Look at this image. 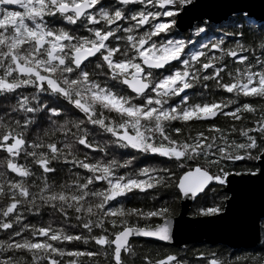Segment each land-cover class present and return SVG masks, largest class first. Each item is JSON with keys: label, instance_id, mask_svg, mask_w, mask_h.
Segmentation results:
<instances>
[{"label": "trees", "instance_id": "obj_1", "mask_svg": "<svg viewBox=\"0 0 264 264\" xmlns=\"http://www.w3.org/2000/svg\"><path fill=\"white\" fill-rule=\"evenodd\" d=\"M25 2L24 5L16 4L18 7L0 2V54H3L0 55V83L5 82L12 85L13 81H33L32 84L17 83L11 89L0 86V141L6 135L13 137L10 143H0V224L13 226L8 231H0V240L8 241L16 238L32 242L33 236L36 235L38 237L36 243L39 247L10 249L0 252V257H11V260L16 261V264H49V257H54L59 264H111L113 240L126 227L119 223L121 219H128V227H131L134 222L136 227H153L164 218L170 217L167 215V211L177 215L181 198L177 183L180 175L186 170L199 165V168H207L212 174H215L220 167L228 170H231L232 167L237 170L257 168L254 158L260 148H264V139H261L264 137V131L252 132L248 130L255 128L257 122L264 121V91H261L264 89V44L258 46L259 41L264 38V28H257L246 21L242 22L241 18L237 16L236 23L238 25L244 23V35L239 37V47H237L235 36L229 38L222 36L224 32L234 31L233 16L218 26L213 24V37L220 36L222 40L220 51L214 53L211 52L210 47H199L197 41L204 44H209V41L204 37L194 35L193 30L185 31L186 35H182L184 32L176 31L177 39H187L186 51L182 57L177 52L178 59L167 64L163 71H153V85L165 73L178 69L188 77L186 81H183L188 85L183 93L186 101L178 99L176 95L153 98L163 100L165 108L173 106L182 112L187 107L194 114L186 119L176 116L166 120L162 119L159 121V131L156 129L157 120L155 118L141 117L138 121V128L143 135L144 146L136 149L127 146V142L120 136L126 130L137 137V131L133 129L128 114L113 108L106 101L103 103L109 107L101 108V100L97 99L91 119H100L103 116L104 124L123 121H127V123L123 128H117V135L113 136L111 132L103 131L100 125L85 120L81 127L88 129L89 134L85 137L87 141L110 142L106 144L104 151L98 147H86L84 144L76 145L79 151H76L75 148L69 151L62 149V145L71 139L72 133L78 131L73 126L74 121L83 119L85 116L83 109L71 103L77 97L66 98L58 92L50 90V85L47 82L44 87L38 89L37 85H40V81L36 75L20 73L16 69V64L35 68L41 74L47 75L44 66H36L35 61L41 58L47 60V53L44 49H49V41L53 40L55 36L51 38L48 35L40 36V29L36 28V24H41L44 33H58L60 30H64L70 33L73 38L89 36L90 33L86 31L89 28L109 29V24L100 15L96 16V19L100 21L99 25L92 24L85 17H79L75 22L65 20L64 15L58 11L54 10L52 13L47 11L49 7L54 8L55 4L50 3L49 0H46L45 4L40 0ZM155 4L156 1L153 0L151 12L150 10L143 11L149 14L158 12L159 9L155 7ZM43 5L46 8L37 14L36 9ZM104 7L106 9L123 7L125 20L118 21L111 26L115 30L112 44L117 45L121 50L117 59H121L126 53L124 58L135 61L129 38L138 39L141 31H148V26L139 29L138 24L128 18L134 9L127 5L121 6L115 0H104ZM135 8L139 7L135 6ZM151 23L152 20H149V25ZM200 24L195 23L193 28ZM125 26L129 29L127 32L123 30ZM29 32H31V37H29ZM38 38L42 41L39 46L36 42ZM167 38L171 39L172 34H163L160 37L161 40ZM75 43H77L76 39L64 40L63 50L58 54L64 55L67 59L72 53L69 44ZM153 43L157 45L156 51H159V43L155 38H153ZM10 46L11 52L8 51ZM88 46L85 45V47ZM180 47L183 48L185 45L182 44ZM196 49L201 52V55L194 59L192 52ZM236 51H239L244 57L240 62L231 56V53ZM18 53H23V56ZM24 57H28V59L25 60ZM208 64H211V67H205ZM182 65L185 66L182 68ZM84 67L92 74L91 79L97 81L101 87L107 90L111 89L116 99L123 95L118 75H113L105 61L101 60L99 56L89 59ZM218 69H220L219 75L216 74ZM58 75L64 77L61 71H58ZM54 79L62 81L57 78L56 73ZM249 79H252L251 85L256 86L253 89H248L243 85ZM258 79L260 81L262 79V82H259ZM225 84L230 86V90L224 89L222 85ZM45 89L47 90L45 91ZM150 95L147 93L137 99L126 92V97L131 98L127 101V105L144 106L147 103L145 97H152ZM80 103H84L82 98ZM243 105H250L251 110H245ZM45 106L59 108L61 114L59 116L49 115ZM205 106L218 108L219 113L212 120H200V112L206 108ZM159 107V104L153 105V108ZM237 109L240 111L236 112ZM228 112H235V115L226 114ZM64 120L68 121L65 125L68 131H59L60 123ZM53 129L57 130L53 133ZM177 129L180 131L177 132ZM46 132L49 134L45 135ZM198 134H202V137ZM252 136L256 138L255 142L259 146L255 150L249 147ZM200 138L203 139V144L197 143L200 155H196L190 149L185 150L186 155L183 160L165 154L173 149L179 151L182 144L190 145L196 143ZM14 140H19V143L9 149V145H12ZM53 140L56 143L52 144ZM117 140L125 147L118 146L115 143ZM44 141L48 143L45 144ZM49 145L53 147L50 148ZM149 145L160 148L162 151L153 152L149 150ZM222 148L226 157L250 155L253 159H242L233 165L226 162L222 164L209 163L213 154L217 156L221 154ZM72 152H76V158H84L83 162L89 165H95L97 161L107 164L114 158L119 163L111 168V175L99 181L93 180L84 189H81L79 184L84 183V177L92 176L93 172L95 175H101V173L99 169L84 168L76 163ZM205 152L207 157L204 155ZM41 153H45L46 157L55 154L56 157L63 156L64 158L41 160L39 159ZM126 159L130 160V163L124 164L123 161ZM204 162H208L207 166ZM10 167L15 175L9 172ZM141 168H147L148 171L141 173L138 171ZM161 176L165 178L163 182L159 180ZM108 180L121 187L128 184L130 180L143 182L146 186L143 188L133 187L109 198L104 204L106 211L102 212L104 219L101 220L93 213L85 212L84 209L88 207V204L101 199L94 197L92 193L97 188L107 186ZM72 181H78V183H72ZM17 182H20L22 187H17L13 193L10 186ZM43 183L50 185L46 192L54 188L65 193L64 200H57L55 196L48 197L53 201L51 204L44 203L39 197L33 200V196ZM62 184H67V187L61 189ZM222 188L223 186L218 184L206 187L204 192L190 204L188 214L191 216L201 215L197 212L199 208H207L217 203L222 210L224 204L221 198L227 197ZM24 192L27 193L26 196ZM40 195L43 196L44 193ZM11 199H15L19 203V207L14 215L5 216L4 213L8 210V203ZM69 200L71 204L67 203ZM29 201L32 203L30 204ZM61 204H63V211H60L58 207ZM77 204L80 205L79 208L75 207ZM116 207H121L122 214L114 210ZM161 208L167 211L157 216L155 213ZM128 209H135L136 213H130ZM148 213H152V215L149 216ZM112 220L116 222L113 223ZM41 227L50 230L47 235L44 232L36 231ZM15 232H19L20 236L13 237ZM66 236L73 238L69 241L65 239ZM93 237H104L107 246L99 247L93 242ZM126 244L129 255L124 258L125 264H142L141 257L144 255L150 258L149 264H155V261L169 253L175 254L177 262L179 261L180 264H185V262L186 264H208L212 259L224 261L226 264V261L232 260L236 256L244 257L242 264H248L250 258L255 257L257 253L264 257V241L252 249H231L223 244L204 242H191L176 247L147 238H133ZM0 248L3 247L0 246ZM52 248L57 249V252L53 253ZM64 250H88L97 254L91 258L79 252L65 255L63 254ZM197 253L211 255L208 256V261H205L203 257H197Z\"/></svg>", "mask_w": 264, "mask_h": 264}, {"label": "snow or ice", "instance_id": "obj_2", "mask_svg": "<svg viewBox=\"0 0 264 264\" xmlns=\"http://www.w3.org/2000/svg\"><path fill=\"white\" fill-rule=\"evenodd\" d=\"M120 5H127L134 9L128 16L134 23L138 24L139 29H144V27L148 26V31H141L138 39H130L132 46V53L134 54L135 61L138 63H134L132 59H126L124 56L127 54H123L121 59H117V56L121 54V50L117 45L112 44V38L115 35V30L111 28L112 25L116 24L118 21L125 20V13L123 7H115L111 9H106L104 7V0H89L88 4L77 5L75 0H58L57 4H54V8L63 12L66 8L72 7L73 12L72 15H67L68 19L72 22H75L81 15H85L86 13H91V15H85V18L88 19L92 24L99 25L100 21L96 19V16L100 15L108 22L109 29H104L100 27H96L94 29L89 28L86 29L90 33L89 36H81L73 38L70 33L65 32L64 30H60L58 33H43V35H48L50 38L52 36L56 37L55 41L50 40L52 45L49 48V60L45 62H41L39 60L35 61L36 66L43 65L47 75L41 74L39 71H36L35 68L25 69L29 74L32 72H36V78L40 81V87L45 86V82L50 85V90L56 91L59 94L65 96L66 98H71L73 96L78 99H83L85 104V100L87 96H92L95 99L101 101H108L113 108L120 110L123 113H127L131 119L132 127L137 131V137H128L129 139L136 142L137 147H143V135L139 132L138 121L141 117L143 118H155L157 121L170 119L173 116L177 118L186 119L189 116H192L194 113L189 111L187 107L183 109L182 112L178 111L177 108L173 106H169L167 108L163 107L165 103L163 100L154 99L153 97H163L167 95H176L178 99L182 101H186V98L183 96L184 89L188 87L187 84H184L183 81H186L188 77L183 75L180 70H173V72H169L163 76H161L155 82V89L153 91V97H145L146 105L144 106H124V102L114 97V94H109L106 88L101 87L94 80L91 79L92 74L88 72V70L84 67V64L89 59H94L97 56L103 61H105L106 66L109 71L113 75H118L121 77H127L128 73L125 69L135 68V73L133 74L131 79L122 80L123 83L127 81V85L131 83L132 88H143L144 85L139 82L138 77H142L144 75L142 69L151 68V67H163L164 63L171 62L173 59H178L176 53L182 57L184 52L186 51V40L187 39H177L175 37V32L177 31V25L179 23V18L190 8H192L196 0H165L163 3H156L155 7L159 9L158 12L148 14L143 11L144 8L148 7V4H140V0H117ZM136 4H140L141 7L135 8ZM13 7H18L14 5ZM99 10V11H97ZM239 16L242 22H248L249 24L255 25L257 28H264V17L257 19L255 16L249 13H236L233 15L232 20L234 21V31L232 32H224L222 36L224 38H229L232 36L236 37L237 47H239V37L244 35V23L237 24L235 18ZM149 20H152L151 25H149ZM213 23L211 22V18L207 17L201 21L200 26L194 28V35H198L204 37L205 40L209 41V44L201 43L197 41L199 47H210L211 52H218L222 46V40L220 36L213 37L212 27ZM127 32L129 29L127 26L123 29ZM163 34H172L171 39H163L160 37ZM153 38H155L159 43V48L163 50L165 53H171V55L161 56L157 58L155 61L149 60L148 58L141 59V55H135L138 51L142 52V50L151 45L153 51H156L157 45L152 43ZM72 39H76L77 43L69 44V48L72 51V55L67 59L64 55H56V51H62V45L64 40L71 41ZM215 41V42H214ZM37 42V41H36ZM185 45V47L181 48L179 45ZM85 45H89V47H85ZM55 50V51H54ZM193 58H199L201 52L196 49L192 52ZM232 58L236 59L237 62H240L244 59L241 56L239 51L231 53ZM146 66V67H145ZM185 65H182V68ZM205 67H211V64L205 65ZM57 71H61L64 74L65 79L62 81H57L54 79L55 73ZM220 69L217 70L216 74L219 75ZM173 82L179 87H174ZM33 81L30 80L29 84H32ZM255 83V81H254ZM225 90H230L229 85H222ZM9 89L13 86L8 85ZM151 87V85H150ZM264 91V89H261ZM142 94V93H141ZM249 94V93H245ZM159 104V108L149 107V105ZM86 106V104H85ZM46 107L49 115L59 116L61 114V109ZM207 107V106H205ZM245 110H251L250 105L242 106ZM240 111L237 109L236 112ZM228 115H235V112H228ZM177 132L180 130L177 129ZM252 132L264 131V121L257 122V126L251 130ZM198 136L202 137V134H198ZM251 144L249 147L253 150L257 149L259 146L256 144V138L254 136L250 137ZM264 139V137H261ZM13 140L12 135H6L0 143H10ZM197 143L203 144V139L200 138L196 143L193 144H182L179 151L173 149L171 152H165L167 155H172L176 157L178 160H183L186 155L185 150L190 149L196 155H200V151L197 148ZM52 148V145H49ZM162 151V149L157 148L156 152ZM223 148L220 150V155L217 156L213 154L209 163L211 164H222L224 162L233 165L235 162H238L242 159L252 160L253 158L250 155H238L235 157L225 156L223 154ZM204 155L207 157V153ZM254 161L256 162H264V148H260V150L255 155ZM198 169L200 166L195 165ZM46 170V169H45ZM189 171H192L190 168ZM206 173V179L202 184L199 185L198 188L193 189L191 192H184L183 195L185 198L191 197L195 199L198 194L204 192L206 187L212 184H218L221 186H226L228 184L229 178L232 176L236 177H254L255 175L264 176V166L260 168H251V169H240L237 170L235 167H232L231 170H228L224 167H220L217 169L215 174H212L207 168L203 170ZM9 172H13V169L10 167ZM17 189L16 184H11L10 190L15 193ZM21 191H24L21 189ZM25 196L27 195L24 192ZM223 199V204L227 202L230 197L221 198ZM19 207V203L15 199H11L8 203V210L4 213L5 216H11L16 213V209ZM166 209L161 208L155 214L157 216L164 213ZM225 211V208L223 209ZM198 214L201 215H215L222 214L219 203L212 204L211 206L204 208L201 207L197 210ZM147 215L151 216L152 213H148ZM262 221L261 231L264 232V213H261L259 218ZM165 224H168V228L165 229L161 225H157V230L146 232L144 229H124L123 233H118L117 236L120 238L115 240L112 243V253H111V264H122L124 262V258L129 255L128 245L124 242V237L130 239H139L141 236L147 237H156L160 238L164 241L172 240V232H171V222L169 220H165ZM13 226L11 224H0V231H8ZM87 227V226H85ZM37 232H44L45 235L50 231L46 228L36 229ZM136 232V236L133 237L130 235L131 232ZM20 233H13V237H19ZM73 237L66 236V240H71ZM78 238V237H77ZM38 237L36 235L33 236L32 242L24 241L21 239H10L5 241V243L0 244L4 248V251H8L10 249H20L24 247L25 249H32L33 247H39L36 243ZM99 247L107 246V241L104 237H96L93 240ZM47 247V246H46ZM53 253L57 252V249L52 248ZM79 252L82 255H87L90 258L95 256L97 253L88 251V250H64L63 254L65 255H73ZM211 254L205 253H197V257H203L205 261H208V256ZM34 259L36 257H33ZM11 257H0V264H7V261L11 260ZM149 257L144 255L141 257L142 264H149ZM244 257L236 256L233 257L232 260H229V264H242ZM49 264H59V262L54 259V257L48 258ZM155 264H177V257L175 254L169 253L162 259L155 261ZM208 264H221L220 260L212 259Z\"/></svg>", "mask_w": 264, "mask_h": 264}, {"label": "water", "instance_id": "obj_3", "mask_svg": "<svg viewBox=\"0 0 264 264\" xmlns=\"http://www.w3.org/2000/svg\"><path fill=\"white\" fill-rule=\"evenodd\" d=\"M82 4L88 3L87 1H82L77 5ZM67 11L73 12V8L68 7L63 12ZM236 13H249L260 19L264 17V0H196L195 5L179 18L177 31L185 32L191 30L195 23H201L207 17H210L211 22L218 26ZM144 58L153 61L157 59L149 56H145L142 59ZM174 60L164 63L163 67ZM163 67L151 68L161 69ZM124 79L128 78H123L122 80ZM138 79L140 83H146L147 85L143 87V93L147 89L148 83L139 77ZM124 84L130 91L135 93L132 87H129L126 83ZM216 113L217 110H214L202 115L201 118L210 119ZM255 163L257 168L264 166V162L255 161ZM191 169L192 171L186 170L183 172L177 183L181 198L179 200V212L175 215L176 219L172 220L170 216L157 224L167 229L169 225L165 224V220L167 219L171 222L172 240L164 241L160 238L147 236H141L140 238L158 240L176 247H181L191 242H204L208 244H223L231 249H252L261 244L264 241V232L261 231L262 221L258 218L261 213H264V176L257 174L254 177H230L228 184L222 188L227 197H230L224 203L223 209L225 208V211L222 209V214L191 216L188 214V208L194 199L191 197L185 198L183 193L186 191L191 192L193 189L198 188L206 179V173L203 168L197 169L194 166ZM157 225L136 228L131 226L128 229H144L148 232L157 230ZM124 229L119 233H123ZM130 235L135 237L136 232L133 231ZM119 238L116 235L113 242ZM128 240L127 237H124L125 244Z\"/></svg>", "mask_w": 264, "mask_h": 264}, {"label": "clouds", "instance_id": "obj_4", "mask_svg": "<svg viewBox=\"0 0 264 264\" xmlns=\"http://www.w3.org/2000/svg\"><path fill=\"white\" fill-rule=\"evenodd\" d=\"M42 2V0H41ZM53 3L57 4L58 3V0H53ZM43 10V7L41 8H37L36 9V13L37 14H40V12ZM55 9L52 8V7H49L47 9V11L49 13H52ZM27 14V13H26ZM64 19L65 20H69L67 16H64ZM36 28L37 29H40V36H42V34L44 33V28L41 26V24H36ZM51 31V30H49ZM29 37H31V32H29ZM39 43H40V39L38 38L37 39V46H39ZM264 44V38L261 39V41H259V44ZM8 51L11 52L12 51V48L11 46L8 48ZM44 51L47 53V60L41 58L39 61L41 62H47L49 60V49H44ZM0 55H3V54H0ZM18 55H21L23 56V53H18ZM25 60L28 59V57H24ZM7 74V73H6ZM57 74V78L61 79V80H64L65 77H59L58 75V71L56 72ZM30 80H26V81H13V84L11 86H15L17 83H29ZM95 81V80H94ZM97 83V81H95ZM127 83V81L125 82ZM129 87H132L131 83L128 84ZM144 87L147 86L146 83L143 84ZM37 88L39 89L40 86L37 85ZM136 95L139 96L141 95L142 91H143V88H133ZM47 89H45L46 91ZM155 89H153L154 91ZM108 93L109 94H113L112 90L111 89H108ZM125 102H127L128 100H130L131 98L130 97H124L123 98ZM97 102V99H95L94 97L92 96H87L86 97V100H85V104H81L80 103V99L76 98V99H73L71 101V103L78 107V108H81L85 111V116L83 119H77L74 121V124L73 126L76 127L78 129L77 132H74L72 133V136H71V139H69L66 143H64L62 145V149H68L69 151H71L72 149H76V151H79L78 148H76V145L77 144H84L86 147H98L100 148L101 151H104L105 149V146L107 143H109L110 141H107V142H104V143H99V142H95V141H87L85 139V137L89 134L88 132V129L86 127H81V125L84 124L85 120L89 121L90 123H94L96 125H100L102 127V130L103 131H107V132H111L113 134V136L117 135L116 133V129L117 128H123L125 126V124L127 123V121H123L121 123H109V124H104V117L101 116L100 119H91L92 117V113L94 111V105L96 104ZM133 106H138V105H133ZM42 107V105H41ZM105 107H109V105L107 104H104L103 101H101V108H105ZM68 123L67 120H64V121H61L60 123V127H59V131H68L67 127L65 126L66 124ZM156 129L157 131H159L160 129V123L159 121H157V124H156ZM57 129H53V133L56 131ZM49 133H45V135H48ZM124 140L127 141V146H130L132 148H136V149H139V148H142V147H137V144L135 141L131 140L128 138L127 135H124L123 137ZM73 141H75V143H73ZM43 143L47 144L48 142L47 141H44ZM52 144L56 143L55 140H53L51 142ZM115 143L120 146V147H125L124 144H121V142L119 140L115 141ZM149 150L153 151V152H156V149L155 147H152L151 145L148 146ZM59 151V150H58ZM72 156H73V159H75L76 163L80 164L82 167L84 168H91V169H99L101 175H95V172H93V175L92 176H89V177H84V183H80L79 184V188L81 189H84L85 186L90 183L91 181L93 180H96V181H99V180H102V179H105L107 176L111 175V168L114 166V165H117L119 162L114 159L112 160H109L107 162V164H101L99 161H97V163L95 165H89L87 163H84L83 162V159L84 158H76V152H72ZM85 156H87V153H85ZM47 158L48 160H51V159H63L64 157L63 156H60V157H56L55 154H53L52 156H47L46 157V154L45 153H41L40 154V157L39 159L43 160ZM194 159V158H193ZM124 164H128L130 163V160L126 159L123 161ZM207 163L208 162H204L205 166H207ZM139 172L143 173V172H147L148 169L147 168H141L138 170ZM164 177L161 176L159 178V180L161 182L164 181ZM72 183H78V181H72ZM17 187H22L21 183L20 182H17L16 184ZM146 185L143 184V182H139V181H132L130 180L128 182V184L124 185V186H120L119 184H113V182L111 180H108L107 182V186L105 187H102V188H97L93 193L92 195L94 197H100L101 199H99L98 202H93V203H90L88 204V207H86L84 209L85 212H91L93 213L96 217L100 218L101 220L104 219V216L102 214L103 211H106L104 209V204L108 201L109 198L111 197H115L117 196L118 194L124 192L125 190H128L130 188H143L145 187ZM61 189L64 188V187H67V184H62L61 186ZM50 188V185L48 183H43L42 186L39 188V191L33 196V200H36L37 197H39L40 199H42L44 201V203L46 204H51L53 203V201L51 199H49L48 197L49 196H55L57 198V200H61L63 201L64 200V197H65V193H63L61 190H57V189H51V191H48L46 192V190H48ZM41 193H44L43 196H41L40 194ZM86 194V193H85ZM29 203L31 204L32 201H29ZM67 203L71 204V201H67ZM85 203H88V202H85ZM59 207V210L60 211H63L64 208H63V204L61 205H58ZM75 207L79 208L80 205L77 204L75 205ZM115 211L117 212H121L122 214V209L121 207H116L114 209ZM128 211L130 213H136V210L135 209H128ZM167 211V210H166ZM167 215L168 216H171L172 220L176 217L175 215L171 212V211H167ZM167 218V217H166ZM113 223H115L116 221L115 220H112ZM119 223L121 224H124L126 227V229H128V219L125 218V219H121L119 221ZM132 227L133 228H136V223L134 222L132 224ZM94 238V237H93ZM85 239H87V237H85ZM5 243L4 240H0V244H3ZM4 251V248H0V252H3ZM7 264H16V261H13V260H9L7 261ZM122 264H125V262H122ZM177 264H180V262L178 261ZM186 264V262H185ZM221 264H225L224 261L221 262ZM226 264H229V261H226ZM248 264H264V257H261L259 253H257V255L255 257H252L250 258V260L248 261Z\"/></svg>", "mask_w": 264, "mask_h": 264}, {"label": "flooded vegetation", "instance_id": "obj_5", "mask_svg": "<svg viewBox=\"0 0 264 264\" xmlns=\"http://www.w3.org/2000/svg\"><path fill=\"white\" fill-rule=\"evenodd\" d=\"M14 0H11V1H5V0H0V2H2V3H8V4H11V5H16V4H19V3H14L13 2ZM21 1V3L24 5L26 2L25 1H27V0H20ZM28 1H30V0H28ZM41 1V0H40ZM46 0H42V3L43 4H45L46 2H45ZM51 1H53V0H49V2L50 3H53V2H51ZM82 1H87V3L89 2V0H75V3L76 4H78V3H80V2H82ZM116 2H117V0H115ZM20 3V4H21ZM118 3V2H117ZM145 3H147L148 4V7H146V8H144L143 10L145 11V12H147V11H149L150 10V12H151V10H153V0H140V4H145ZM140 4H136L135 6H137V7H141V5ZM122 6V5H121ZM43 8H46V6L45 5H43ZM150 8V9H149ZM55 11H58L60 14H62V15H64V16H66V14L67 15H72V12L71 11H67V12H61V11H59V10H57L56 8H55ZM149 14V13H148ZM85 15H91V13H86ZM85 15H81L80 17H85ZM88 20V19H87ZM90 22V21H89ZM191 30H194V28H192ZM182 35H186L185 34V32L182 34ZM56 37H54L53 39H55ZM44 41H46V39H44ZM53 41V40H52ZM152 43H153V41H152ZM50 45H51V43H50V41H49V48H50ZM151 46V45H150ZM62 50H63V45H62ZM132 55H134L133 53H132ZM135 55H140V52L138 51ZM141 59H142V57H141ZM134 63H138L137 61H133ZM166 66V65H165ZM165 66L163 67V68H161V69H155V68H144V69H142V71H143V73H144V75L142 76V77H139V78H141L143 81H146L147 83H148V87H147V89L141 94V95H139V96H137L135 93H133L132 91H130L129 90V88L122 82V79L123 78H128V79H131L132 78V76H133V74H134V72H135V68H128V69H125V71L128 73V76L127 77H121V76H118L119 77V81H120V83H121V91H122V93H123V95H121V97L119 98V100H121L122 102H124V106H126V107H131V106H129V105H127L128 103L127 102H125L124 101V97H126V92H129L132 96H133V98H141V97H143L144 95H146L147 93H150L151 95L150 96H152L153 97V88L155 87V84L153 85V71H163L164 70V68H165ZM21 73V72H20ZM165 74H167V73H165ZM164 74V75H165ZM150 85H151V87H150ZM173 86L174 87H179L180 85H177L175 82H173ZM184 92H185V89H184ZM183 92V93H184ZM168 96H170V95H167V96H165V97H168ZM150 107H153V105H151ZM214 110H217V113L212 117V118H210V119H203V118H201V116L202 115H204V114H206V113H208V112H211V111H214ZM219 113V109L218 108H215V107H206L205 109H203V110H201V112H200V115H199V119L200 120H204V121H209V120H212L217 114Z\"/></svg>", "mask_w": 264, "mask_h": 264}, {"label": "rangeland", "instance_id": "obj_6", "mask_svg": "<svg viewBox=\"0 0 264 264\" xmlns=\"http://www.w3.org/2000/svg\"><path fill=\"white\" fill-rule=\"evenodd\" d=\"M156 1V3H163V2H165V0H155ZM14 3H21V1L20 0H14L13 1ZM51 2H53V1H51ZM56 40V38L55 39H53V41H55ZM42 44V41L40 40V43H39V45H41ZM52 47V45H50V48ZM179 47H180V45H179ZM160 49V48H159ZM158 49V50H159ZM55 51V50H54ZM58 52L59 51H56V55H59L58 54ZM177 54V53H176ZM140 55H141V57L143 58V57H145V56H149V57H152V58H159V57H161V56H166V55H171V53H165L163 50H159V51H153V49H152V47L151 46H148V47H146V48H144L143 50H142V52H140ZM29 68H32V67H29V66H25V65H23V64H19V63H17L16 64V69H17V71H19V72H21V73H28L27 71H24L25 69H29ZM33 74H35L36 75V72L34 71V72H32ZM258 81L259 82H262V79H261V81L258 79ZM251 82H252V79H249V80H247L245 83H243V85L246 87V88H248V89H253L254 87H256V86H254L253 84L251 85ZM0 86H4V87H7L8 86V84L7 83H5V82H1L0 83ZM106 102H108V101H106ZM109 103V102H108ZM110 104V103H109ZM111 105V104H110ZM124 135H127L128 137H135L133 134H131V133H129V132H127L126 130H124L121 134H120V136L123 138L124 137ZM126 141V140H125ZM127 142V141H126ZM19 143V140H14V142H13V144L11 145H9V149H12L13 148V146H15V145H17Z\"/></svg>", "mask_w": 264, "mask_h": 264}]
</instances>
